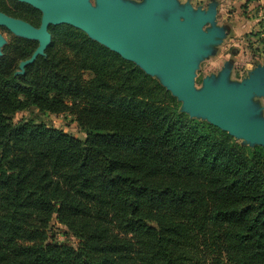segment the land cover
<instances>
[{
	"label": "trees",
	"instance_id": "16d2710c",
	"mask_svg": "<svg viewBox=\"0 0 264 264\" xmlns=\"http://www.w3.org/2000/svg\"><path fill=\"white\" fill-rule=\"evenodd\" d=\"M5 2L40 25L36 8ZM49 30L24 73L37 41L14 36L0 56V264H264V147L191 118L82 30ZM32 108L70 113L85 138L14 121Z\"/></svg>",
	"mask_w": 264,
	"mask_h": 264
},
{
	"label": "water",
	"instance_id": "95a60500",
	"mask_svg": "<svg viewBox=\"0 0 264 264\" xmlns=\"http://www.w3.org/2000/svg\"><path fill=\"white\" fill-rule=\"evenodd\" d=\"M41 12L34 26L0 10V27L35 40L30 58L16 74L52 41L50 26L72 25L92 40L135 63L181 103V111L228 132L244 144L264 147V64L258 63L242 79H231L234 61L226 60L215 74L196 85L201 63L218 52L228 35L218 24V3L195 7L180 0H18ZM7 38L0 31V56Z\"/></svg>",
	"mask_w": 264,
	"mask_h": 264
},
{
	"label": "rangeland",
	"instance_id": "374dc122",
	"mask_svg": "<svg viewBox=\"0 0 264 264\" xmlns=\"http://www.w3.org/2000/svg\"><path fill=\"white\" fill-rule=\"evenodd\" d=\"M180 1H190L195 7L204 8H206L211 1H216L218 3V24L226 25L228 28V35L226 36L224 42L218 47V52L204 60L197 70L196 85L198 87L201 86L202 80L205 76L212 73L217 74L226 60L231 59L234 61V69L231 74V79L239 80L247 76L248 72L258 63H261L260 60L264 62V13L259 14V0ZM17 2L21 1L6 0L5 3L8 8L18 11L19 9L16 7L19 6V3ZM25 14L32 20H38V17L31 13L25 12ZM41 15L42 14H40V18ZM0 31L7 38V43L5 45L12 42V40H14V36H16L5 27H0ZM257 100L264 105V97L257 98ZM29 117L63 129L64 131L71 133L82 140L85 138V132L78 126L77 122L70 113L54 114L41 112L38 108H32L30 110L16 112L14 115V121L18 122L23 118ZM53 234V237L58 242L69 245L77 244L76 238L68 233L65 227L60 224L55 225Z\"/></svg>",
	"mask_w": 264,
	"mask_h": 264
},
{
	"label": "crops",
	"instance_id": "0c3cea01",
	"mask_svg": "<svg viewBox=\"0 0 264 264\" xmlns=\"http://www.w3.org/2000/svg\"><path fill=\"white\" fill-rule=\"evenodd\" d=\"M258 5H259V9H260V12L259 14H262L264 13V0H259L258 1ZM261 63H264L262 62V60H260ZM234 69V68H233ZM233 72V71H232Z\"/></svg>",
	"mask_w": 264,
	"mask_h": 264
}]
</instances>
